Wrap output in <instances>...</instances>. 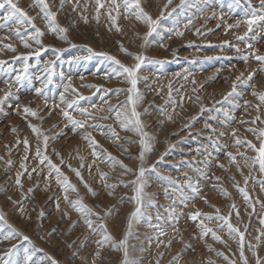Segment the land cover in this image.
I'll list each match as a JSON object with an SVG mask.
<instances>
[{"label":"rangeland","instance_id":"obj_1","mask_svg":"<svg viewBox=\"0 0 264 264\" xmlns=\"http://www.w3.org/2000/svg\"><path fill=\"white\" fill-rule=\"evenodd\" d=\"M14 2L34 18L43 35L37 44L28 36L34 33L29 24L9 23L0 28V61L6 62L0 66L5 69L0 71V98L10 93L0 103V212L4 213L0 264L8 259L9 249L18 264H52L53 260L58 264H124V249L112 244L129 232L128 264H244L241 238L230 234L226 225L219 227L224 222L215 219L217 208L219 215L231 213L230 223L244 234L242 246L248 264L258 260L264 264V188L260 183L264 173L258 163H252L257 153L247 144L235 142L239 138L259 147L258 133L248 129L264 128V103L254 95L264 92V63L255 59L256 54L264 55V30L254 26L241 41L237 37L247 32V24L227 28L245 20V13L250 16L252 8L259 14L260 0H184L183 4L181 0H140L143 9L158 21L147 38L148 25L126 14L123 7L119 14L112 12L117 17L113 25L107 6L97 19L96 0H63V4L47 0L56 13L55 24L67 29L61 34L51 30L34 0ZM110 2L101 0L105 5ZM3 14L0 10V16ZM16 27L30 47H24L15 35ZM9 44L14 50L6 47ZM122 47L146 58L136 73V87L142 96L137 111L152 149L145 152L143 161L139 159L140 135L122 129L115 112H109L128 96L127 91L116 89L131 84L124 74H114L113 69L120 71L119 66L107 57L125 65L136 63ZM29 53L33 55L28 56L24 73V60L13 58ZM245 55L247 61L242 59ZM9 68L12 70L7 71ZM18 75L26 78L17 81ZM61 93L67 103L61 101ZM81 96L85 99H79ZM78 99V105L68 107ZM24 107L37 115L25 113ZM62 110L85 126L73 125ZM98 124L112 125L120 139L113 137L108 127H89ZM30 125L39 129V136ZM88 133L97 142L94 149L85 139ZM108 153L132 171L114 163ZM45 155L76 186V192H65L56 171L47 161L42 162ZM141 166L146 169L142 180L147 195L138 205L132 199L137 185L131 181ZM72 169L80 171L83 182ZM18 174L20 185L16 183ZM189 178L197 185L196 194L187 187ZM240 188L247 192V200ZM182 193L189 197L184 203H180ZM81 198L93 213H99L87 217L93 221L92 228L72 207V202ZM173 200L174 219L169 220ZM137 207L141 214L133 217ZM197 211L213 219L201 216L191 220ZM201 220L211 232L204 234ZM101 223L107 225L113 240L98 244L104 236L98 227ZM12 229L16 231L8 237ZM25 249L30 256L27 262Z\"/></svg>","mask_w":264,"mask_h":264},{"label":"snow or ice","instance_id":"obj_2","mask_svg":"<svg viewBox=\"0 0 264 264\" xmlns=\"http://www.w3.org/2000/svg\"><path fill=\"white\" fill-rule=\"evenodd\" d=\"M169 2H171V0H169ZM184 0H181V3L183 4ZM61 4H63V0H61ZM260 4H261V11L258 14L257 11L252 8L251 9V15L249 16V14L246 12L245 16L247 17L245 20L243 21H236V23L233 24H229L227 25V28H233V27H239L241 23H245L247 24V32H245L243 35L238 36L237 39L243 41L245 40V38L248 36V33L254 31V26L256 27H261L262 30H264V0H260ZM96 5H97V19H99V14H100V10L104 7H108L109 11H108V18L112 21L113 25H116V20L117 17L112 15L113 11H116L117 14H119L121 7H123L124 12L126 14H130V15H134L135 18L137 20H142L144 23H146L149 27V31L146 34V38L147 36H150L152 34V32L155 31V25L157 24V20H153V18L151 17V15H149L141 6L140 0H122V3L118 2V0H111V2L107 5L102 4L101 0H96ZM34 6H37L40 8L41 12L43 13L44 18L46 19L47 23L49 24L51 30L53 32H59L61 34L66 33L67 29L66 28H61L59 25L55 24V17H56V13L52 12L49 8V5L47 3V0H34ZM0 10H4V14L2 16H0V21H2V23H0V28H4L7 27L9 25V23H15L16 25H22V24H29L31 25V28L34 29V33H28V36L35 40V42L37 44H40L41 41L39 39L40 36L43 35V33L41 32V30L36 27L35 23H33L34 18L28 16V14L18 6V4L16 2H14V0H0ZM203 11V10H201ZM163 15V13L161 14ZM86 19V18H85ZM10 31H12V29H10ZM15 31V35L17 37H19L21 39V41L24 44V47L28 48L30 47V45L27 42V39H25V36L21 33V30L19 27H16L14 29ZM27 32V29L25 30ZM117 31H120V28L117 26ZM177 35H182V33L177 32ZM60 39H67L66 35H60L59 37ZM256 37H253V39H255ZM227 43V42H226ZM7 48L9 49H13V46L11 44L6 45ZM249 48H251V45H248ZM14 50V49H13ZM122 50L126 52L127 55L133 56L136 63L133 65H125L123 63H121L119 60H117L115 57L112 56H108L107 58L114 61V63L116 65L119 66L120 71H117L116 69H113V72L115 75L119 76L121 74L125 75V78L128 80V82L131 84V87L127 88V89H116L117 92L120 91H127L128 96L126 101H124L122 104L117 105L115 108L110 107L109 108V112H115V118L116 120L119 122V125L122 129L126 130V131H132L135 132L137 134L140 135L141 139L139 141L140 145H141V151H140V156L139 159L141 161L144 160V154L147 151H151V146L149 141L146 139V137H148V133L145 132L143 130L144 126H143V122L140 119L141 113L139 111H137V105L139 103L142 102V96L141 94L138 92L136 84H137V70L141 67V62L146 59L142 54L139 53H130L127 52L126 49ZM59 51V50H56ZM89 51H91V49H89ZM33 55V53H29L28 55H24V56H18V57H14L13 60H20L23 59L24 60V67H23V72L26 73L27 69H28V64H27V60H28V56ZM35 55H39V51H37L35 53ZM100 55H105L107 56L106 53H100ZM242 59L244 61H247L249 59V57L247 55L243 56ZM255 59L259 62L264 63V55H260V54H256L255 55ZM4 63H6L5 61H0V66H2ZM51 63V62H49ZM12 69L9 68L7 69V71H11ZM0 71H5V69L3 67H0ZM26 77L23 75H18L16 77L17 81L23 80ZM237 79H239V77H237ZM249 79H251V74L249 76ZM68 86H66L65 91H67ZM233 90H235V85H233ZM36 92L38 94H42V89L41 88H37ZM8 95H10V93H5V96L3 98H0V103H2V100L4 98H6ZM254 95H258L259 96V100L264 103V92L262 93H254ZM61 101L67 103V101L65 100L64 94L61 93ZM79 99H85L84 97H79ZM79 99L76 101H72V103L68 104V107L71 108L74 104L78 105ZM45 103L47 104V101H45ZM247 103V102H245ZM93 107H95L93 105ZM257 107L259 108V105H257ZM24 112L28 113L32 116H36L37 112L35 110H33L30 107H24ZM63 111V116L66 117L73 125L75 126H79L81 128H83L85 126L84 122L80 121V120H76L74 117H72L70 115V113L67 110H62ZM80 112L82 114H86L87 110L86 109H80ZM103 119H107V117H102ZM30 127L32 128V130L34 132L37 133V135H40V131L38 128H36L35 125H30ZM89 127H96V128H104V127H108L111 130V135L113 137H115L117 140L120 139V137L117 135V133L115 132V130L112 128V125H89ZM15 131V129H13ZM248 131L253 132V133H258L257 135V139L259 140V147H257L255 144H253L251 141H243L240 140L239 138L236 139V144H242L245 143L247 144L248 147H250L252 150H254L257 155L252 159V163L259 164V169L261 173H264V128H260V129H256V128H250L248 129ZM235 132L236 130L233 129V136H235ZM223 134V133H221ZM85 139L89 141V145L91 147H93V149L96 147L97 142L95 141L94 138L91 137V133H88L85 135ZM48 140V137H44V141H45V146H46V142ZM24 144L27 146L28 141L27 139L24 140ZM94 156H97L98 153H96L95 151H93L92 153ZM228 155L233 159V161L235 160V157L232 155V153H228ZM37 156L40 157L41 153L39 148H37ZM108 156L113 160L114 163H118L120 164L121 167H123L126 171H132V169L128 168L127 165L123 164L122 161L116 160V158L111 157V154L108 153ZM43 161H47L50 168L54 169L56 171L57 174V181L59 183H61L64 186L65 192H67L69 189H71L73 192H76V186L71 184L68 180V177L65 176L59 169V167L55 164H52L51 160L45 155L42 156V162ZM221 167H223V165H220ZM21 167H25L23 164L21 165ZM70 167V166H69ZM73 172H75L76 176L79 177L81 179V181L83 182V177L81 176V173L78 169H72ZM146 169L141 166L139 168L138 171V175L136 177L135 180L131 181V183L137 185V187L135 188V195L132 197L133 200H135L137 202L138 205L142 204L143 201V196L147 195L145 193H143V180L142 178L144 177ZM19 175H17V180L16 183L17 185H20V178ZM62 177V179H61ZM217 179H219L217 177ZM246 182H247V178H246ZM261 186L262 188H264V180H262L261 182ZM107 187L113 188L115 187V185H106ZM85 187L88 188V191L95 196L96 193L91 189L90 186L87 185V183L85 182ZM187 187L189 189L192 190L193 194H196L198 192V188L197 185L193 182H191V178L188 179L187 181ZM243 194H244V198L245 200L248 199V194L245 191V189L240 188L239 189ZM29 192L32 191V189H28ZM165 193L167 194V190H165ZM225 195H227V193L225 192ZM181 199H180V203H184L185 201H187L189 199L188 196L184 195L183 193L181 194ZM194 198V197H193ZM65 199H68L67 195L65 196ZM150 204L154 203V201L149 200L148 201ZM207 202V201H206ZM175 203L176 201L173 200V205L171 206V210L168 212L167 215V219L172 220L174 219V211H175ZM58 207V205H57ZM72 207L76 209V211H78L79 213H81V215L85 216V224L89 227L92 228L93 226V221L91 219H88V216L91 215H99V213H93V210L91 208H89L87 205H85L83 203L82 198L76 201L72 202ZM233 207H235L233 205ZM262 207H264V205H262ZM21 211H23V209H21ZM111 210H109V212L107 214H110ZM217 215L215 216V219L223 221L224 223L219 225V227L223 228L225 225L227 226L229 233H237L239 234L240 238H241V249H240V258L241 260L244 261V264H248L247 262V258L244 256V252H243V246H242V242H243V236L244 234L241 233L239 231L238 227L233 226L230 223L229 217L231 215V213H229V216H224V215H219V209H216ZM141 214V208L137 207L136 210L132 213L133 217H137ZM238 215V213H237ZM204 216L207 219L211 220L213 219V216L206 214V213H202V212H194L191 214V220L196 221L199 217ZM159 218V217H158ZM4 220V213L0 212V221ZM261 223L264 224V219H261ZM201 229L203 230L204 234H207L208 232H211L212 230L210 228H208L204 223L203 220L200 221V225ZM99 228L104 230V236H103V240L102 241H97V243H102L104 241H112L113 237L108 234L107 231V225L104 223H101L99 226ZM156 229L158 231H160L161 235H164V232L160 229V225H156L155 226ZM129 229H131V220H129ZM94 231L96 229H93ZM15 229H12V232L8 233V237H10L12 235L13 232H15ZM174 231H178V229L174 228ZM129 233H126L124 238L119 240V242H114L112 244V247L117 248V247H122L124 249V256H125V260H124V264H128V260H127V239H128V235ZM212 235L215 239L220 240V237L216 235L215 232H212ZM8 237H5V239H7ZM25 240H28L29 238L27 236L24 237ZM15 246H13L14 248ZM97 255H99V253H97ZM8 259H6L4 261V264H18L17 261L12 259L13 256V250L9 249L8 253H7ZM25 262H27V260L30 259V256L28 255V249H25ZM174 259H177L176 257H174ZM52 264H58L57 261L53 260ZM234 264V262H233ZM257 264H260V261H257Z\"/></svg>","mask_w":264,"mask_h":264}]
</instances>
